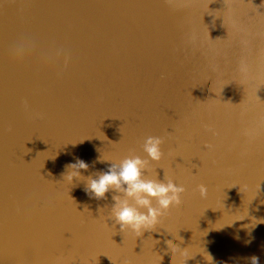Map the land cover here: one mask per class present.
<instances>
[{"label":"water","instance_id":"obj_1","mask_svg":"<svg viewBox=\"0 0 264 264\" xmlns=\"http://www.w3.org/2000/svg\"><path fill=\"white\" fill-rule=\"evenodd\" d=\"M150 135L144 175L183 189L120 229L111 192L61 172L147 159ZM251 255L264 264V0H0V264Z\"/></svg>","mask_w":264,"mask_h":264},{"label":"clouds","instance_id":"obj_2","mask_svg":"<svg viewBox=\"0 0 264 264\" xmlns=\"http://www.w3.org/2000/svg\"><path fill=\"white\" fill-rule=\"evenodd\" d=\"M161 142L159 136H147L143 142L147 159L131 155L118 162H110L102 170L89 171V163L76 157L74 162L64 165L61 176L69 183L75 180V186L83 182V191L90 200H104L111 192L110 210L114 224L120 229L139 231L152 224L170 202H178V194L183 189V185L175 183L169 176L157 179L155 172L151 178L144 175L149 170L150 161H159ZM97 161L104 160L97 157ZM86 172L87 175H84ZM247 260L249 264H258L256 255L247 257Z\"/></svg>","mask_w":264,"mask_h":264}]
</instances>
